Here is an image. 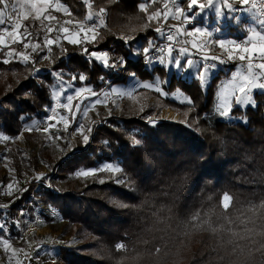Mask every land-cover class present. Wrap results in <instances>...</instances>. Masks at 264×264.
Here are the masks:
<instances>
[{
    "label": "trees",
    "instance_id": "16d2710c",
    "mask_svg": "<svg viewBox=\"0 0 264 264\" xmlns=\"http://www.w3.org/2000/svg\"><path fill=\"white\" fill-rule=\"evenodd\" d=\"M89 1L91 8L84 0H61L70 9L68 20L73 22L94 12L108 13L106 27L98 30V42L85 46L89 51L110 52V64L121 58L129 61L126 78L120 80L119 65L117 74H113L85 55L81 47L65 41L66 53L61 56L54 46L56 58L49 69L38 66L43 53L34 55V66L25 67L15 60L0 62V135L9 137L0 149V163L16 173L15 179L3 176L0 167V198H6L8 184L21 181L23 173L45 164L58 183L78 169H97L109 163L121 168V183L110 178L103 184H74L66 191L53 186L54 192L27 185L20 198L9 199L7 206L0 208V222L8 224L0 240L9 234V240L21 238L26 226L39 218L57 229L63 222L73 224L87 239L80 247H58L47 264H264L262 93L255 95L256 107L244 113L238 108L232 111L244 114L245 123L228 122L215 115L217 76L203 91L195 82H177L172 75L166 89L181 85L191 104L180 105L159 93L140 89L147 100L156 98L157 106L139 109L131 116L104 118L88 149L53 165L44 151L34 159L18 146V136L27 124L49 116L51 87L58 70L86 76L78 84L96 92L106 79L113 84L132 80L128 77L132 71L142 80L163 74L159 66L149 70L132 51L135 46L142 49L150 40L161 38L148 21L159 5L150 0ZM183 3L187 5L186 0ZM24 25L33 34L25 37V42L31 39L41 43L34 35L38 26ZM121 26L136 34L133 41L112 33L114 27ZM54 37L53 33L49 35ZM8 51V47L0 49V61ZM164 106L192 108L193 112L185 122L150 120ZM43 207L56 211L60 218Z\"/></svg>",
    "mask_w": 264,
    "mask_h": 264
},
{
    "label": "rangeland",
    "instance_id": "374dc122",
    "mask_svg": "<svg viewBox=\"0 0 264 264\" xmlns=\"http://www.w3.org/2000/svg\"><path fill=\"white\" fill-rule=\"evenodd\" d=\"M184 0H175V4L182 7L186 12H188L189 17L192 16L194 12H199L198 8H193L192 10H188V0L187 5L185 6L183 3ZM251 1L249 0V4L245 5L240 2V0H226V3L231 4L232 10L229 11L227 4H222L220 0H213V7L208 8L206 7L203 13H200L196 16V19L187 25L185 27L190 30L194 31L195 28L200 27L206 31H211L213 33V36L211 39L213 41L218 40H235L241 38H236L235 36L243 37L244 42L248 40L251 30L255 29L256 31L260 32L261 34H264V25L261 24V20H264L263 17H261L260 13L252 7ZM54 2H57V0H54ZM59 3L63 4L61 0H58ZM200 2H206V0H200ZM11 3H15V0H10ZM151 4L159 5V8H154V12L160 11L164 12V4L167 3L169 5L170 9L174 10L173 4L174 0H150ZM65 7L68 8L66 4H63ZM92 7L91 2L88 0L87 7ZM146 6V4H144ZM1 6L0 8H2ZM69 9V8H68ZM11 8L5 9V11H10ZM217 10H219L223 15L218 16ZM51 14L57 18V20L63 22L65 20H68L70 15V9L69 14H65L62 11H57L55 9H49ZM102 15L104 20L108 17V13H105L103 11L94 12L89 14L92 18L95 15ZM88 17V16H86ZM84 17V18H86ZM84 18L80 19L77 22L82 21ZM151 21L152 29H156V27H161L164 31L166 28L176 25H179L178 21L172 20L170 17L167 21H165L163 18L160 20H148ZM23 23H29V24H35L39 25V21H33L32 17L30 16L28 20L23 21ZM45 23H48L47 21ZM76 22H73L75 24ZM54 27H59V25L55 24L53 22ZM104 24L106 22L104 21ZM188 25H192V28ZM69 27H72L69 25ZM102 27V26H101ZM100 27V28H101ZM232 27H236L239 32L234 29L231 31ZM4 28H10V22L6 21L4 25H0V30ZM151 28V27H150ZM144 30L145 28H141ZM218 29V30H217ZM99 29H97L98 32ZM134 32V30H133ZM112 33L117 34V37L124 38V41L131 42L134 40L136 34L132 32H127L125 27H114L112 30ZM51 34V33H50ZM48 34V35H50ZM53 34L56 35V32H53ZM34 35L41 39V44H43V36L45 35L43 29H41L39 26L37 30L34 32ZM130 37V39H128ZM242 38V39H243ZM6 40H9L7 36H5ZM23 39H26L25 37ZM243 41V40H242ZM38 42V41H36ZM35 42V43H36ZM66 42V41H65ZM243 42V43H244ZM63 43V42H62ZM213 49L217 51L218 53L222 54L223 50L219 48L218 44L213 43L212 45ZM9 50L14 49L15 51H24L23 44L20 42H17L15 44H10L8 47ZM137 50H140L139 46H135L132 48L133 53ZM30 51V50H29ZM108 52V51H106ZM109 56H111L110 52ZM134 55V54H133ZM175 55V54H174ZM61 56V54H60ZM138 58H141L143 55H134ZM227 57V55H224ZM210 57V56H209ZM192 58L194 61L199 63H207L202 58H197L192 55ZM228 58V57H227ZM121 61H126L124 58H121L117 60V62L114 63V67H107L111 70L113 74H117V69H119V66L122 68V79L126 78V70L128 68V64L125 65L124 63H121ZM233 61H239V60H233ZM127 62V61H126ZM54 63V60H42L38 62V66L43 69H49L52 67ZM101 63V62H100ZM207 64L212 65L215 64L216 67L212 68L208 74L207 81L205 83H202L199 80V76L197 75L196 69H189L187 71H178L175 67H168L164 65H160L156 63V60L152 61L151 65H149V70L156 66H159L164 69L163 74H154L153 79L150 80H142L139 79L137 76H134V73H130L128 75L129 78H132V80H128L127 82L122 83H112V88L121 90L125 93H132V95H124L120 96L119 94H113L110 95L108 99H100L103 101L101 104L95 105L94 108H89V105L93 104L96 99H98L96 96H90L88 94H85L84 96H81L73 101V109L75 110L76 106H80V111L76 113L75 120H72L71 115H69L70 120V126L67 129V131L63 130L62 124H57L55 128H51L48 131H45V128L47 127V124L49 122V118L52 115V111H58L63 115H68L66 110L64 109H57L56 103L57 99L56 97H59L60 103H66V96L67 95H74L75 90L80 87H89V86H81L78 84L79 82H83L79 80L78 75H74L72 73H69L68 71L62 70L61 72L64 73V81L66 84L70 85V87H65L64 85L60 84V81L55 78V82L53 86L51 87V93H52V100L53 105L50 109L49 116L44 120H35L31 122L30 124H27L23 130V132L18 136L17 144L18 146L26 151L27 156H30L34 159H37L39 156V152L44 151V155L47 157L50 164H54L57 160L66 159L73 153H80L83 150H86L89 148L92 139L96 133V130L102 126L103 119L107 118L108 116H115L118 117L120 115H126L131 116L135 113V111L146 108L147 106H157L156 104V98L152 97L149 100H147L146 94H141L139 92L140 89H143L140 87V84L142 83H153L155 84L157 82V78L160 83L161 87V93L163 98L169 99L175 103H178L180 105L182 104H189L187 101L191 100L190 97L182 90V86L176 84L171 91H168L166 87L169 85L170 78L172 75L175 76V80L178 82L181 80L182 82H195L199 85V87L206 91L207 88L212 84V81L214 77H218V86H217V92H216V100H215V115L219 117L223 121L228 122H242L245 123L246 117L244 114H233L232 111L235 108L240 109L243 111V113L250 107H256L257 101L255 100V95L259 93H264V90L260 89H253L252 95L254 97V103L251 104V106H245L242 109V106L235 104L234 100L232 101V107L230 113L225 112L223 115L219 114L220 106L218 97L220 94V91L224 89L229 82L231 81V77L236 72H242L243 74H246L247 70H243L240 66H227L225 64L218 62H208ZM119 65V66H118ZM185 68H187L186 65H184ZM54 77H56V73H54ZM76 76L77 79L73 82L71 81V77ZM120 79V80H122ZM92 88V87H91ZM150 91L156 92L154 89H147ZM1 87H0V95H1ZM231 91V90H229ZM96 92V91H95ZM55 93V95H54ZM97 93V92H96ZM157 93V92H156ZM235 95H240L238 92L235 93ZM183 101V102H181ZM150 103V105H149ZM85 109H88V118L85 119L83 116V111ZM172 110L174 111L176 118L169 119L165 116V111ZM193 112L192 108H189L187 110H180L178 108L164 106L160 110V112H156L155 115L152 117V121H167V122H185ZM52 123H55V121H52ZM85 124L86 129L87 127H91L90 132V141L87 145L83 143L82 137L78 134L77 130L79 124ZM57 129H59V132L57 133ZM59 135L62 137V139H54L53 137L55 135ZM70 141V143H69ZM6 141L0 140V149L4 145ZM63 150V151H62ZM50 153V156L52 154V157L48 155ZM109 163L102 164L99 168L95 169H78L75 171V173H71L68 176V179L64 181H59L58 183H55L53 181V175L48 168V165H44L39 170H35L31 173H23L22 174V180L21 181H15V183H11L13 185L12 189H9L8 187L5 188V194L7 200L9 199H17L14 196L15 191L20 189L21 191L23 189H26L27 185H37V187H42L46 190H51L54 192V188L60 189L61 191L66 190H72L74 187V184L79 185L80 187L88 186L90 184H103L100 183L101 180H104V183L108 182L110 178H113L115 180H121L120 172L118 174L110 173L111 175L101 174L102 172L99 171L100 168L106 167ZM113 165V164H111ZM114 167H117L113 165ZM0 167L3 169L2 175L3 176H9L15 179L16 173L15 170L9 169L7 166L2 165L0 163ZM80 171H96L95 176H89V177H82L78 176L77 172ZM107 173V172H106ZM42 174L45 179L37 180L35 177L37 175ZM54 186V188H53ZM21 196V193H20ZM20 198V197H19ZM8 204V203H7ZM7 204L4 206L6 207ZM0 207V208H4ZM43 210L46 212H49L52 216L59 217L58 213L56 211H53L49 208L43 207ZM60 218V217H59ZM21 227V226H20ZM76 227L73 224H70L68 222H63L60 224V227L57 229L54 226H49L46 223L42 221V219L37 218L36 221H34L32 224L27 225L26 229L22 231V237L9 240L10 247L7 245H4L0 243V264H21L23 261H25L28 257V255L31 254V261L33 264H47L50 259L53 257V255L56 252V249L60 246L63 247H80L84 245L87 241L85 236L83 234H78L76 232ZM2 240V239H1ZM33 252L31 253V251Z\"/></svg>",
    "mask_w": 264,
    "mask_h": 264
},
{
    "label": "snow or ice",
    "instance_id": "6c2138e0",
    "mask_svg": "<svg viewBox=\"0 0 264 264\" xmlns=\"http://www.w3.org/2000/svg\"><path fill=\"white\" fill-rule=\"evenodd\" d=\"M85 3H88V0H84ZM222 4H227L229 11L232 10L231 4L226 3V0H220ZM241 3L247 5L249 0H240ZM0 5L3 7L0 8V25H4L6 21L10 22V28H4L0 30V49L9 47L10 44H15L20 42L23 44L24 51H15L14 49L9 50L6 53V58L3 59L2 63H9L10 61L15 60L16 62L21 63L25 67L34 66L36 60L34 55L41 56L42 60L52 61L56 57L53 55L54 46L59 48L57 56L60 54L66 53V49L63 46V41H66L68 45L79 46L82 48V51L85 55L90 56L95 61L101 62L102 66L114 67V64H110V56L106 51H96L89 49L85 46L87 44H94L98 42L99 33L97 32L94 26H86L83 22H76L73 24L72 20H65L63 22L57 20L55 16L51 14L49 9H55L57 11H62L65 14H69V9L63 4L54 2V0H15V3H11L10 0H0ZM11 8L10 11H5V9ZM188 10L193 8H198L199 12H194L191 17H189L188 12H186L179 5L174 4V10L169 8L167 3L164 4L165 11L162 13L157 11L149 17V20H160L163 18L165 21L169 19L178 21L179 26L173 25L170 30L165 32L161 27H156L155 31L160 34V37L166 39L168 42L163 46L155 45L153 41L148 42V46L143 47L140 50L134 52V55H144L149 56V53H155L154 56H151L150 59H155L156 63L168 67H175L178 71H187L189 69H196L199 80L202 83H205L208 78V74L212 68H215L216 65H209L207 63H199L194 61L192 58V53L189 51V46L191 49L197 51H202L208 48V43L213 33L211 31H206L200 27L195 28L194 31L188 30L185 25L192 23L196 16L200 13H203L205 8L213 7V0H206V2H200V0H188ZM255 8V4L252 5ZM144 10V9H143ZM217 15L221 16L219 10H217ZM32 17L33 21H39V27L43 29L45 35L43 36V44L36 42L33 43L31 39L27 42L23 39L24 37H32L33 34L25 27L23 21ZM87 19L90 21L93 18L88 14ZM48 23H45V22ZM53 22L59 25V27H54ZM261 24L264 25V20H261ZM71 25L72 27H69ZM23 29V32H21ZM218 30V29H217ZM56 32L54 38H49L50 33ZM5 36L10 38L9 40L5 39ZM179 37H183L181 40ZM191 38V39H188ZM130 39V37L128 38ZM212 43L218 44L219 48L223 50L222 55H227L228 60H239L241 66L247 69L246 74L242 72H236L232 77L229 84L220 91L218 101L220 106L219 114L223 115L225 112L230 113L232 107V101L234 100L235 104L242 106V109L245 106H251L254 103V97L251 94L253 89L264 90V34L256 31L255 29L251 30V34L247 41L244 43H238L235 40H218L212 41ZM175 45V47L173 46ZM30 50V51H29ZM175 52V55L173 54ZM259 58V62H256V58ZM204 60L209 59L207 55H204ZM212 60H219L220 63L225 61L220 57L213 55ZM124 63V61H121ZM187 66V68L184 67ZM57 80L60 81L61 85L65 87H70L64 81V73L61 71L56 72ZM71 81L77 79L76 76H72ZM80 81L86 80V76L80 75ZM140 87L143 89H154L157 93H161V87L159 80L153 83H142ZM231 90V91H229ZM238 92L240 95H235ZM88 94L90 96H97V93L91 87H80L75 90L74 95L66 96V103H60L59 97L57 96V109H64L68 115H63L58 111H52V115L49 118V122L45 131H48L51 128H55L57 124L63 125V130L67 131L70 126L69 115H71L72 120H75L76 113L80 111V106L77 105L75 110L73 109V101L81 96ZM113 94H119L120 96L132 95V93H125L121 90L112 88L110 92L102 93L105 97V100ZM264 94V93H262ZM55 95V93H54ZM183 102V101H181ZM191 104V100L187 101ZM103 101L96 99L93 104L89 105V108H94L95 105L101 104ZM143 108H141V111ZM83 116L85 119L88 118V109L83 111ZM55 121V123H52ZM78 134L82 137L83 143L87 145L90 141V132L91 127H87L85 124L81 123L78 125L77 130ZM59 129H57V133ZM54 139H62L58 134L53 137ZM0 140L8 141L9 137L7 135H0ZM70 143V141H69ZM63 151V150H62ZM120 167H114L111 164H108L106 167L100 168V172H109L113 174H118L120 172ZM78 176L89 177L95 176L96 171H80L77 172ZM37 180L45 179V177L40 174L35 177ZM100 183H104V180H101ZM121 183L117 181V184ZM9 189H12L13 185L10 183L7 185ZM3 216V213L0 212V217ZM8 227L6 221L0 222V233H3L4 229ZM10 234L4 239L0 240V243L11 246L9 244Z\"/></svg>",
    "mask_w": 264,
    "mask_h": 264
},
{
    "label": "built area",
    "instance_id": "2783aa9c",
    "mask_svg": "<svg viewBox=\"0 0 264 264\" xmlns=\"http://www.w3.org/2000/svg\"><path fill=\"white\" fill-rule=\"evenodd\" d=\"M174 4H175V0H174ZM174 4H173V7H174ZM255 4V9L260 13L261 17L264 18V0H252L251 1V5ZM104 18L102 15L98 14V15H95L93 17L92 20H88L87 17L84 18L82 21L80 22H83L86 24V26L90 25V26H94L97 29H99L101 26L102 27H106V24H104ZM179 26V25H178ZM171 28L168 27L165 29V32L169 31ZM179 39L183 40L184 38L183 37H179ZM188 39H191V38H188ZM238 43H243L244 42V38L242 39H237ZM243 40V41H242ZM213 39H210L209 40V43H208V48L207 49H204L202 51H197L195 49H191V47L189 46V51L190 53H192V55L194 57H197V58H202L204 57V55H207L209 57V59L205 60L207 63L209 62H218L219 60H212L211 57L213 55L217 56V57H220L221 59H223L225 62L222 63V64H225L227 66H240L243 70H247L246 69V66L245 67H242L241 66V62L240 61H233V60H228V58L220 53H218L217 51H215L212 47L213 43H212ZM155 45H159V46H163L164 44H167L168 42L166 41V39H163V38H160L156 41H154ZM175 47V45H173ZM175 54V52L173 53ZM155 53H152L150 52L149 53V56H142L141 57V62L146 65V66H149L151 65L152 61H154L155 59H150L151 56H154ZM220 62V61H219ZM256 62H259V58L257 57L256 58ZM130 62L129 61H124V64L127 65L129 64ZM122 79V78H121ZM112 86V83L109 81V80H105L104 81V85L102 87L101 90L97 91V98L98 99H105V97L102 95V93H105V92H110V88ZM109 98V97H108ZM107 98V99H108ZM20 193H21V190L18 189L17 191H15L14 193V196L16 198H19L20 197ZM7 195V194H6ZM8 203V200L7 198H0V207H4L6 204ZM33 251V250H32ZM31 251V252H32ZM21 264H31V254L28 255L27 259L25 261H23Z\"/></svg>",
    "mask_w": 264,
    "mask_h": 264
},
{
    "label": "bare ground",
    "instance_id": "6f19581e",
    "mask_svg": "<svg viewBox=\"0 0 264 264\" xmlns=\"http://www.w3.org/2000/svg\"><path fill=\"white\" fill-rule=\"evenodd\" d=\"M165 116H166L167 118H169V119H174V118H176V115H175L174 111H172V110H167V111H165Z\"/></svg>",
    "mask_w": 264,
    "mask_h": 264
},
{
    "label": "crops",
    "instance_id": "0c3cea01",
    "mask_svg": "<svg viewBox=\"0 0 264 264\" xmlns=\"http://www.w3.org/2000/svg\"><path fill=\"white\" fill-rule=\"evenodd\" d=\"M189 26V25H188ZM190 28V27H189Z\"/></svg>",
    "mask_w": 264,
    "mask_h": 264
}]
</instances>
